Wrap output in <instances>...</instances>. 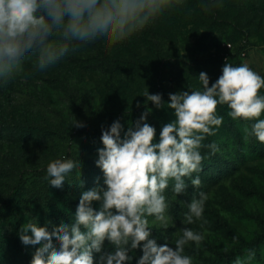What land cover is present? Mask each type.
<instances>
[{
  "label": "rangeland",
  "instance_id": "1",
  "mask_svg": "<svg viewBox=\"0 0 264 264\" xmlns=\"http://www.w3.org/2000/svg\"><path fill=\"white\" fill-rule=\"evenodd\" d=\"M206 3L181 0L127 40L111 44L101 38L81 45L44 71L26 61L20 76L0 86V264H29L35 248L21 243L20 226L51 221V230L62 220L69 222L80 192L93 187L97 176L103 182L94 163L102 124L120 118L127 127L145 101L158 138L161 124L174 115L155 109L142 96L146 91L163 93L167 101L170 92L201 88L200 71L208 73L211 86L225 59L233 65L246 62L264 76V0H215L208 9ZM229 111L218 106L223 124L203 141H214L219 151L211 155L207 148L203 170L193 174L200 176L201 187L193 188L185 178L187 192L177 197L169 183L168 215L174 223L164 229L149 217L157 242L175 247L187 202L200 191L207 193L206 223L188 225L207 233L199 250L193 243L185 247L193 264H233L249 249L255 257L248 264H264V144L255 138L246 142L243 127L252 121H234ZM75 120L86 127L71 126ZM62 156L82 165L66 177L63 190L45 179L47 163ZM105 246L110 248L107 241ZM130 254L136 264L142 252Z\"/></svg>",
  "mask_w": 264,
  "mask_h": 264
},
{
  "label": "clouds",
  "instance_id": "2",
  "mask_svg": "<svg viewBox=\"0 0 264 264\" xmlns=\"http://www.w3.org/2000/svg\"><path fill=\"white\" fill-rule=\"evenodd\" d=\"M181 0H0V86L6 87L24 71L26 61L44 71L55 66L81 45L105 39L117 44L142 31L164 12L179 6ZM208 0L203 7L214 6ZM201 88H187L168 93L142 96L155 109H170L174 119L157 128L148 117V103L138 118L127 122L118 118L101 125L94 163L102 172L93 187L79 194V201L69 222L44 225L29 221L20 226L18 236L24 246H33L29 264H131L135 250L142 254L136 264H193V256L185 247L193 243L199 250L207 233L188 225L200 221L203 228L207 193L200 191L187 202L175 239V247L158 243L152 235L149 217L164 229L174 223L168 215L166 190L170 181L175 196L185 195L190 180L200 188L199 175L205 157L202 148L214 155L219 148L213 141L224 117L218 106L227 105L232 120L252 121L243 127L247 142L255 138L264 144V76L246 62L239 65L225 59L221 74L210 84V76L200 71ZM136 107H141L137 101ZM71 126L85 128L75 120ZM82 165L68 157L47 163L45 179L49 185L63 190L66 177ZM83 188V184L81 185ZM98 203V207L94 204ZM235 240V238H234ZM110 248H106L105 242ZM38 247H35L37 246ZM95 254H98L95 255ZM255 251L247 250L245 258L237 256L233 264H248Z\"/></svg>",
  "mask_w": 264,
  "mask_h": 264
},
{
  "label": "trees",
  "instance_id": "3",
  "mask_svg": "<svg viewBox=\"0 0 264 264\" xmlns=\"http://www.w3.org/2000/svg\"><path fill=\"white\" fill-rule=\"evenodd\" d=\"M237 65H239V64H237ZM207 148H202L201 149V153H202V155L205 157V161H207L208 160V157H209V153L207 152ZM50 201H51V199H50Z\"/></svg>",
  "mask_w": 264,
  "mask_h": 264
}]
</instances>
